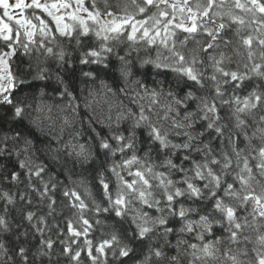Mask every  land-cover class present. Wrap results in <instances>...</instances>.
I'll list each match as a JSON object with an SVG mask.
<instances>
[{"label": "snow or ice", "instance_id": "6c2138e0", "mask_svg": "<svg viewBox=\"0 0 264 264\" xmlns=\"http://www.w3.org/2000/svg\"><path fill=\"white\" fill-rule=\"evenodd\" d=\"M0 264H264V0H0Z\"/></svg>", "mask_w": 264, "mask_h": 264}]
</instances>
